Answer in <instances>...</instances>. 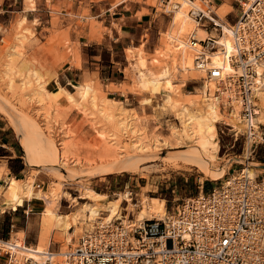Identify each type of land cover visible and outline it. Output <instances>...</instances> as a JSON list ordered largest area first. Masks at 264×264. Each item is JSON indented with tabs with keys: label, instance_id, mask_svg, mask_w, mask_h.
<instances>
[{
	"label": "rangeland",
	"instance_id": "obj_1",
	"mask_svg": "<svg viewBox=\"0 0 264 264\" xmlns=\"http://www.w3.org/2000/svg\"><path fill=\"white\" fill-rule=\"evenodd\" d=\"M120 1L121 0H118L117 3ZM223 1L231 2L228 4H232L235 7L233 8L232 12L228 14L225 18V20H227L230 24H233L240 14L239 2L237 0H216L215 3L218 6V10L219 5H221ZM159 2L160 0H149L150 5L158 7L159 12L163 15H166L168 19L170 18L172 22L173 14L170 16L165 14L164 10L160 7ZM34 8V0L25 1L26 11L32 10ZM218 10L216 11L218 12ZM53 12L59 13L61 12V9L53 8ZM25 16V13L15 14L16 18L14 22L10 24L9 28L5 27V29L1 33L2 35L0 36V70L3 69V64L7 60V58L5 57L10 47L12 48L13 45L20 43L18 41L19 36H27L28 41H26L25 45L26 58L37 55L38 57L45 58V60L47 61L52 60L51 62L48 61L49 63L58 64L55 69L57 78L55 80H51L50 82L56 81L58 83L61 81V85L66 87V89L72 93H77V91L74 87L68 85V77L70 79L76 80V82L72 81V83H77L85 87L87 89L86 99L84 101L81 100V98L78 99L80 100L81 105L85 107L86 112L84 113L76 106L69 105L68 111L70 115L69 119L66 121V124L68 125V127L77 130L78 135H76L75 138L76 140L79 139L78 141H83L87 145V150L85 152L93 154L94 151H97L94 147L95 143L98 140L95 134L96 131L101 128H105L107 129V131L110 130V125H106L107 122H103L104 120L101 119V117L98 115V108H94L92 104V97L94 96L96 97L98 105H101L102 101L104 100H110L109 98H107V95L104 93V90L102 88V83L104 80H102V78L100 80L96 74L92 73L85 75L82 74V76L76 77L74 76V72H63V70L67 66L71 64L77 66L78 63L75 64V62H73L75 59V55H73L74 52L72 53V56L70 53V50L72 49L74 44H72L71 41L68 39V34L66 32L61 31L62 22L60 16L52 14L50 22H46L49 18H45L43 23L41 24L37 21H28V24H25L23 27H19V23L23 20ZM71 17L73 18L74 15L71 14ZM92 22L93 24H96L95 21ZM195 25L197 26L196 22L191 23L192 29L190 33L195 29ZM171 29L172 27L168 31L160 33L159 40L155 44V47L152 46L148 49H145L144 47H141L140 49L132 48L135 57H130V59H128L127 57L125 64V67H127L125 73L127 83H125L119 89L122 93L125 94V98L123 99L124 102L119 103L115 100H111L114 105V110H123L126 111L128 115L137 117V120L135 121V129L133 130V132L135 131L134 133L129 131L128 134H117L116 141L119 142L120 146L129 147L134 140H137L140 137L143 138L144 141L150 143L158 141L159 145L161 146L160 150L151 151L147 153L145 155V159L143 158L142 161H140L139 165L137 166L138 169L134 172L120 171L114 172L112 174H105L102 176L95 177L93 175L91 176V173H83L81 168H77V173L79 177L70 180L57 171H51L47 168H44L43 165H45V162L41 161L40 159H36V161H34V166H28L24 157L23 146L21 144L22 135L19 134V125L21 123L23 115L27 117L29 115L30 118L32 117L35 122L40 124V119L37 115L41 113V108L37 107L38 103L36 102V100L33 99L32 101L27 100L25 104L21 102L22 98H20L21 96L19 94V86L22 81L18 76L16 77L15 75H13L14 81L16 83L15 87L17 89L14 88V91L12 92H8L5 89L6 86H4V83L0 81V125L5 129L12 130L14 132L16 140L21 147V156L27 168L25 176H22L23 180L27 181L28 179V182H34L33 184L38 195L48 193L52 185H54L55 183H59L61 188L59 191L60 196L57 195V197H59L54 198L56 199L55 210L59 214L65 215L73 214L75 212H81L83 207L82 205L84 203H87L86 200L81 198L83 194L82 192H84L86 189H93L98 193L107 195V199L99 203L102 207H107L110 202H114L119 199L121 200L120 209L118 210V215L115 217V219L125 218L127 212H124L123 208H125L127 204H121L123 200L126 199L128 201H131V198H133V201H131V205L129 206V210H131V215L129 216V219H137L142 209V205L149 203L150 199L152 198H157L165 201V212L162 213L160 216H150V218H161L167 213L171 212L177 205H179L182 199L197 195L199 193L200 185H206L207 183L216 182L220 185L232 174V170L234 169H254L257 177H264V151L260 150L262 147L258 149V153L250 156V152L247 149L248 143L246 144V137L244 135V123L239 118V115L237 117L230 114L228 110H224V108L222 107V101L218 98L217 95H215V90L217 89L215 83L213 82V88L211 85H209L210 87L205 89L208 83L206 81V74L203 73L204 76L200 74V77L199 72L198 75L196 74V80H192L196 82V86H198L199 88L193 93L186 94L182 90L181 84H185L191 81H183L184 76H188L189 70L186 69L185 74V71H183V69L178 71V69L172 68L171 62H168L165 65V61H163L161 65H155L154 62L158 61L160 58V56L158 55L159 52L162 51V48L164 49L165 44H169V42H171V40L167 36L164 37V33H167L169 35ZM189 34L185 37V41H187ZM174 44L175 42L172 41L173 47ZM141 52L144 53V57L148 61V69L150 70V72L159 74V72L161 73L163 71L164 67L168 66L170 68L171 77L169 76V78L174 84V88H172L171 91L165 90L163 88L162 92H157L152 88L151 85L145 88L141 84L140 77L138 76V71L140 68L138 64V55ZM181 54H183V52H180V56L182 57ZM79 65L80 64H78V66ZM196 71L193 70V72L195 73ZM70 74H72L73 77H71ZM163 84L167 85V81L164 80ZM57 85L59 88V84ZM49 87L50 89H54L51 86ZM15 90H18V93L17 91L15 92ZM129 92L135 94L136 97L128 96ZM28 95V97L31 96L30 94ZM156 95L157 98L155 97ZM110 97L115 98L116 96L110 95ZM169 97H172L173 99L177 100L179 99L181 101H185L190 98L202 99V105L205 109L206 105H208L209 103H213L211 101H214L215 103L217 102L216 104H218L219 112L221 113L223 119L216 123L219 152L217 154L216 160L211 162V167L215 171L214 173H210L208 171L206 172L204 169H201L200 167L186 162V160L182 159V156L180 157V154L190 152L193 148L188 142L185 128L181 123L180 119L178 118L180 107H175L172 104H167ZM262 99L263 98H261L260 103V106L262 108L260 116L262 114L264 115V101ZM137 100H140V103ZM147 104L150 107H146L145 109L144 107ZM137 110L143 111L141 113H138ZM200 113H202V110L201 108L197 107L194 114L199 115ZM259 122L264 124L263 116L259 118ZM57 127L58 126L54 127L55 131L54 133H52V135L55 137L50 136V139L53 140L55 146H58V140L60 139V130H58L59 127ZM92 138L95 140H93ZM177 140L184 142L182 148H175L173 146L171 147V144L174 145ZM59 148L60 146L58 147V149ZM34 151H37L35 147ZM16 152L18 156L19 154L17 149ZM249 156L250 164H246V166L241 165L240 162H246L245 158H248ZM91 167L93 166L86 168ZM6 172L7 171L4 172L3 177ZM114 179H117L116 183L113 182ZM9 184L10 182L7 186L5 184V188L1 190V192H3L2 194H4L5 196V199ZM38 185H40V188H38ZM104 187H109V189H105ZM67 192L71 194L70 196L72 198L77 200V203H73L71 198L68 197L70 200V204H68L64 209H60L59 200H61L62 197L66 196L64 193ZM130 193H132V195H130ZM33 202H42L45 205L39 210L40 212H36L33 216H31L29 231L26 232V234L14 233L13 238L19 237L22 240L27 239V243L35 247L37 246L39 241L43 212L47 207V204L45 201L42 200H33ZM98 214L100 215L95 217L93 221H90L91 213L87 211L84 214V217H82V219L80 220L79 227H73L71 230L68 231L69 235L65 232L55 231L52 234L53 237H51L48 248H46L45 250L50 249L51 251H58L59 248H62V250H66L69 246L75 245L87 229L92 228L94 223L98 219L107 218L109 213L107 211H99ZM71 237H73L72 240L69 239Z\"/></svg>",
	"mask_w": 264,
	"mask_h": 264
},
{
	"label": "built area",
	"instance_id": "obj_2",
	"mask_svg": "<svg viewBox=\"0 0 264 264\" xmlns=\"http://www.w3.org/2000/svg\"><path fill=\"white\" fill-rule=\"evenodd\" d=\"M180 1L159 3L170 16ZM215 1L188 0V14L207 36L200 40L193 31L186 44L195 55L194 68L217 86L215 95L224 110L239 112L251 156L264 148V124L259 122L264 0H237L240 14L233 24L218 16ZM225 35L231 48L221 41ZM216 53L221 57L218 65L213 62ZM250 156L241 165L250 164ZM124 204L125 218L98 219L66 250L39 251L11 235L0 240V257L6 258L5 264H264V177L252 178L244 168L232 170L208 193L200 185L196 196L182 199L161 218L129 219L130 202Z\"/></svg>",
	"mask_w": 264,
	"mask_h": 264
},
{
	"label": "bare ground",
	"instance_id": "obj_3",
	"mask_svg": "<svg viewBox=\"0 0 264 264\" xmlns=\"http://www.w3.org/2000/svg\"><path fill=\"white\" fill-rule=\"evenodd\" d=\"M180 4L181 7L174 12L172 17L173 24L170 34L168 35L167 33H164V37L167 36L171 42L168 41L169 44L164 43V49L162 48V51H160L158 54L160 58L154 63L155 65H161L162 62L165 61L166 65L168 62H171L172 68H176L178 71L183 69L185 74L186 69L189 70L188 76H184L183 81L186 82L189 80H196V74L198 75L200 72V76V74L203 75L205 72L196 71L194 68L195 55L192 50L188 48L186 44L187 41L184 40L192 29L191 23L195 22L188 14V6L190 4L188 0H181ZM231 10L232 9L229 7H220L218 12H216L222 20H225L226 16L230 14ZM25 24H28V19L26 17L23 18L18 26L23 27ZM193 31H196L197 37L200 40H203L207 36V33L202 28H198L196 25ZM18 41L20 43L13 45L12 48L10 47L6 53L5 58H7V60L3 64V69L0 70V81L4 83V86H6L5 89L8 92H12L14 91V88H16L13 75L16 77L18 76L22 81L19 86V94L21 96L20 98H22L21 102L25 104L27 100L32 101L33 99L38 103L37 107L41 108V113L37 115L40 119V124L35 122L32 117L30 118L29 115L28 117L23 115L19 125V134L22 135L21 144L23 146L24 157L28 166H34V161H36V159H40L41 161L45 162V165H43L44 168H47L51 171H57L70 180L79 177L77 168H81L83 173H91V176L93 175L97 177L120 171L134 172L138 169L137 166L139 165L140 161H142L143 158L145 159V155L147 153L160 150L161 146L159 145L158 141L150 143L144 141V139L141 137L137 140H134L129 147L120 146L119 142L116 141L117 134H128L129 131L133 132L137 117L130 116L126 111L123 110H114V105L111 100H104L102 101L101 105H98L96 97L94 96L92 97V104L94 108H98V115L104 120L102 121L107 122L106 125H110V130L107 131L105 128L97 130L95 134L98 140L96 139L97 142L94 145L97 151H94V153L92 152L93 154H89L88 152L86 153L85 151L87 150V145L83 141H78L79 139L76 140L75 137L78 135L77 130L68 127L66 121L69 119L70 115L68 111L69 105L76 106L84 113L86 112L85 107L81 105L78 98H81V100L84 101L87 97V89L80 84L71 83L77 91V93H72L58 82L59 88L57 91H48L47 85L49 82L57 78L55 69L58 64L49 63L52 60H48V62L45 60V58L38 57L37 55L26 58L25 45L26 41H28V37L19 36ZM172 41L176 43L174 44V47L172 46ZM221 41L228 48L232 47V41L227 35L222 37ZM179 45L180 47H178ZM126 52L128 59H130V57H135L132 48H128ZM180 52H183V54H181L182 57L180 56ZM219 54L220 53H216L213 56V62L217 65L220 64L221 61ZM138 56V64L140 67L138 76L140 77L141 84L145 88L151 85L152 88L157 92H162L163 88L169 91L174 88V84L169 78L171 70L168 66L164 67L163 71L161 73L159 72V74L152 73L148 69V61L144 57V53L141 52ZM75 58H77L76 54ZM74 61L76 60L74 59ZM192 69L196 71V73L193 72ZM164 80L167 81V85L163 84ZM212 84L213 82L208 81L205 89L210 87L209 85H211L213 88L214 84ZM16 91L18 93V90H15V92ZM28 94L31 96L28 97ZM260 96L264 101V91ZM211 102L213 103L206 105L205 109L202 105V99L190 98L188 100L181 101L179 99L177 100L169 97L167 104L180 107L178 118L185 128L186 137L193 148L190 152L180 154V157L182 156V159L186 160V162L200 167L206 172L208 171L210 173H214L215 171L211 167V162L216 160L217 154L219 152L216 123L222 120L223 117L219 112L218 104H216L217 102ZM197 107L201 108L202 110V113L199 115L194 114ZM261 110L262 108L260 106L259 118L262 116L264 117L263 114L260 116ZM230 114L238 117L239 112ZM55 126H58V130H60L58 146H55L53 140L50 139V136L52 137V133L55 131ZM180 140H177L174 145L171 144V147L173 146L175 148H182L184 142ZM59 146L60 148L58 149ZM34 147L37 149V151H34ZM247 149L250 151V143H248ZM90 166L93 167L86 168ZM5 171V168L0 169V179L3 178ZM245 173H247L252 178L257 177L254 169L246 168ZM33 183L34 182H28V179L27 181L17 178L11 179L8 191L6 193V199L7 203H9L12 208H16L18 205L22 204L24 200H42L46 202L47 207L43 212L39 243L37 244L39 251H44L46 248H48L52 234L55 231L65 232L69 235V230H71L73 227H79L80 220L82 217H84V214L87 211L91 213V220L89 219L90 221H93L95 217L100 215L98 214L99 211H107L109 213L107 217L108 220H114L118 215L121 200L119 199L114 202H110L107 207H102L99 203L106 200L107 195L98 193L93 189H86L84 192H82L83 194L81 198L86 200L87 203L82 205L83 207L81 212L61 215L55 210L56 199H54L57 197V195H59V191L61 189L59 183L52 185L48 193L40 195L37 194ZM64 194L71 198L73 203H77V200L72 198L70 194ZM131 201L129 202L131 203ZM164 212L165 201L152 198L150 199L149 203L142 205V209L139 213V217H137V220H150L152 218H150V216H160ZM119 219L120 218H117L115 220ZM69 239L72 240L73 237Z\"/></svg>",
	"mask_w": 264,
	"mask_h": 264
},
{
	"label": "crops",
	"instance_id": "obj_4",
	"mask_svg": "<svg viewBox=\"0 0 264 264\" xmlns=\"http://www.w3.org/2000/svg\"><path fill=\"white\" fill-rule=\"evenodd\" d=\"M25 1L0 0V36L5 27L9 28L14 22L17 13H25L29 22L37 21L40 24L45 18H49L46 22H50L52 14L60 16L61 31L66 32L68 39L74 44L70 53L72 56L74 52L77 58L73 62L80 64L79 66L71 64L63 72H74L76 77L82 74H96L100 80L101 78L104 80L102 88L107 98L119 103H123L125 98V94L119 89L127 83L125 74L127 49L155 47L160 33L168 31L173 24L170 18L159 12L158 7L150 5L149 0H121L118 3V0H34L35 8L28 11L25 10ZM228 3L231 2L223 1L219 8L229 7L233 10L234 5ZM53 8L61 9V12L54 13ZM71 14L74 15L73 18ZM70 76L73 77L72 74ZM67 79L68 85L72 86V81L76 82L75 79L69 77ZM57 84L56 81L50 82L47 89L52 92L57 91ZM59 84L61 85V81ZM49 86L54 89H50ZM181 86L186 94L193 93L199 88L192 80ZM110 95L116 97L112 98ZM128 96L136 97L131 92ZM137 101L140 103V100ZM146 107L150 106L147 104L144 108ZM142 111L137 110L138 113ZM20 148L14 132L0 125V169L5 168L7 171L0 179V240H7L14 233L26 234L30 229L31 216L40 212L39 210L45 205L42 202L24 200L16 208H12L1 192L12 178L23 180L22 176H25L27 168ZM260 150L264 151L262 148ZM116 181L117 179H114L113 182ZM218 185L217 182L207 183L203 185V192L208 193ZM104 188L109 189V187ZM68 204H70L69 198L62 197L60 209H64ZM13 225L15 227L12 230ZM5 262L6 258L0 257V264Z\"/></svg>",
	"mask_w": 264,
	"mask_h": 264
},
{
	"label": "trees",
	"instance_id": "obj_5",
	"mask_svg": "<svg viewBox=\"0 0 264 264\" xmlns=\"http://www.w3.org/2000/svg\"><path fill=\"white\" fill-rule=\"evenodd\" d=\"M20 150H21V148H20ZM11 164H12V161L10 162V165H11ZM22 169H23V166H22ZM22 169H21V170H22Z\"/></svg>",
	"mask_w": 264,
	"mask_h": 264
}]
</instances>
